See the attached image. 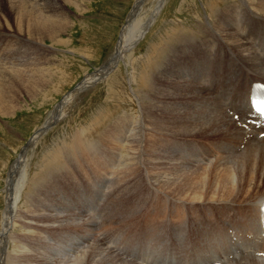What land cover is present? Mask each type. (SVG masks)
<instances>
[{"label": "bare ground", "instance_id": "obj_1", "mask_svg": "<svg viewBox=\"0 0 264 264\" xmlns=\"http://www.w3.org/2000/svg\"><path fill=\"white\" fill-rule=\"evenodd\" d=\"M84 1L0 0V37L6 40L4 46L0 42V112L3 115L10 114L13 105L8 99H16L18 91L22 94L34 91L37 93L34 97H37L42 91L39 87L52 83L45 74L44 44L48 40L53 44L65 43L63 34L69 31L72 22L67 9L82 10ZM234 2L226 1L214 16L212 14L208 28L198 19L192 33L172 35L164 44H155V77L152 76L155 78V138H148L143 145L141 138L144 135L139 134L136 125L126 122L119 124L117 121L111 128L98 133L97 139L93 134L96 129L82 128L72 136L69 144L62 142L45 153L48 155L44 154V161H41L48 170L40 174L41 179L33 178L29 184L27 182L28 190L25 191L29 149L53 123L58 122L74 95L95 84L99 74L109 72L124 59L128 49L145 35L165 5V0H156L152 16L144 19L135 33L139 28L137 18L147 0L135 1L115 49L104 64L64 95L12 164L7 180L9 188L6 187L9 190L5 197L7 207L0 229V264H139L126 261L116 245L108 246L116 256L105 248L112 231L115 232L109 227L104 232L102 228L98 231L106 237L101 233L92 242L86 239L81 232L87 234L91 229L86 227L87 220L80 215L87 216L90 212L104 217L109 214L110 219L127 216L131 214L129 203L140 199L138 193L150 190H158L177 200L171 208L174 210L173 206H176L179 214L186 211V208L181 211L180 201L217 204L219 216L214 210L211 215L218 218L209 220L208 228L199 234H193L196 237L190 239L191 251L184 252L179 247L176 264H264V233L259 222L260 203L264 200V124L250 122L247 117L251 82L264 80V2L260 0L257 4L254 0H245L246 13ZM234 101L236 108L233 110L226 104L233 105ZM238 108L241 113L237 112ZM231 125L238 127L237 139L243 148L231 143L225 135L231 131ZM205 134L211 135L207 138L222 135L224 139H219L224 142L221 144L219 140L216 144L212 141L202 147L189 143ZM141 151L150 163L155 161V170L147 178L154 183L150 187L142 176ZM188 156L200 157L194 164L181 162L192 160ZM218 156L224 158L225 164L216 160ZM52 176L59 179H51ZM108 184L106 199L103 193ZM22 195H25L24 205L29 206L30 210L27 206L25 210L31 213L30 218L43 220L45 224L39 233V243L24 242L16 237L10 255L8 249L14 236L11 230L16 219L19 220L18 204ZM75 196L81 199L68 203L67 198L75 199ZM102 200L106 203L98 211ZM229 208L233 209V214H229ZM160 211H157L155 222L163 218ZM145 215L137 213L136 223ZM184 225L178 224L173 229L184 231ZM159 229L161 226L156 225L157 233ZM85 244L88 245L85 247ZM70 255L72 258L65 259Z\"/></svg>", "mask_w": 264, "mask_h": 264}, {"label": "rangeland", "instance_id": "obj_2", "mask_svg": "<svg viewBox=\"0 0 264 264\" xmlns=\"http://www.w3.org/2000/svg\"><path fill=\"white\" fill-rule=\"evenodd\" d=\"M135 1L136 0H85L84 3H82V10L69 7L67 9V13L70 14L72 22L69 31L63 34L65 43L62 45L53 44L50 40H48L47 43L44 44L45 51L43 55V63L45 74L49 77L48 79H51L50 82L52 83L39 87V90L41 89L42 91H40V94L37 95V97H34V95L37 94L34 91H31V93L33 92L32 94H22L17 89L18 92L16 94V99H8L10 100V104L13 105L10 114L3 115L0 112V229L3 228L2 222L4 218V210L7 207L5 197L7 196V191L9 190L6 187L9 188L7 180L12 164H14L20 157L23 147L28 143L35 131L45 123L50 113L55 109L57 103L64 98V95L75 89L78 84L84 80L87 74L94 73L104 64L110 53L115 49V44H117L120 38L122 29ZM226 1L228 0H165L164 7H162L159 11L156 18L153 19V22L149 29L145 32V35L128 49L124 59L119 60L109 72L104 73L103 75L99 74L100 76L97 77L100 78L94 81L96 82L95 84L92 83L86 89L80 91V94L74 95L72 97V101L69 103L58 122L53 123V125L49 127L48 131L45 132L42 137H39L37 142L34 143L32 146L33 148L29 149V151H31L26 157L29 162L26 160L25 164V175L27 177H25L27 181H24L25 191L28 190L26 186L27 182L29 184L31 182L30 180L33 178L41 179V175L48 170L42 163L44 161L43 156L48 155L45 153H49L55 147L60 146V144L62 145V142L69 144L72 136H74V134L82 128H90L92 130L96 129L93 134H95V138L97 139L98 133H102L104 130L111 128L118 122L119 124H125L126 122L131 125H136L135 127L139 131V134L142 136L144 135L141 138L143 145H145L148 138H155V136H153L155 135V124L153 122L155 119V98H153L155 97V44H164L169 40L168 37L170 38L172 35L182 33L189 34V31L192 33L196 29L197 23L200 20L201 23H204V26L208 28L209 25L207 23L210 24L211 21L209 18H211L212 14L214 16V14H216L223 7V5H225ZM233 1L241 6L242 11L244 10L243 13H246L245 9L248 7L244 4L245 0ZM259 1L254 0L257 4ZM261 1L264 2V0ZM156 6V0H147V3L144 6L145 9L143 8L140 16L137 18L138 21H136V23H139V28H137L135 33L145 22L144 19H149L152 16ZM255 18H260V16L255 15ZM258 25L259 24L256 26L258 27ZM2 38L3 36L0 37V42H2L1 46H4L6 40ZM20 38L24 39L28 43L24 37ZM224 52H226L225 48ZM1 54H4V52H1ZM30 54L33 53L30 52ZM152 81L154 82L153 84ZM142 82L146 84H143ZM142 84L144 86H141ZM148 104H150V106L146 109ZM130 121H132V123ZM149 121L151 127L148 124ZM143 126L146 127L143 128ZM231 126V131L225 135L229 137L231 143L233 142V144H239L238 146L242 147L237 139L238 127L235 125ZM140 131H142V134ZM150 131H152L151 133L153 134H151ZM198 136L203 138H195V141H189V143H196L199 147L205 146V144L212 141L219 144L221 141L219 138L222 137L221 135L213 138H207L206 136H211L210 134ZM127 138H129V136ZM222 142L224 141H221V144ZM238 146H236V148ZM140 154H142L140 159L142 164V176H144V181H146V184L150 187V185H153L154 183L152 184V182L147 180V178L151 177L153 170H155V161L153 160V163H150L146 159L147 157L143 151H141ZM226 155H229V153L227 152ZM199 157L200 156H188V158H192V160L186 159V161L181 162H193L194 164V160ZM216 160L224 162L223 157L218 156ZM223 164H225V162ZM196 167L201 168L202 165H196ZM51 179H59V177L52 176ZM103 186L100 188L98 195L101 193ZM108 190L109 184L107 190L103 193V197L105 196L106 199L108 196V192L106 193V191ZM25 191L23 194H25ZM150 191L151 192L144 191L142 193H138V195H140V199L133 200L129 203L128 207L129 210H131V214H128L127 216L110 219L109 214L105 215L107 217H101L98 215L99 218L96 222L97 215H94L93 213L89 212V215L87 214V216L80 215L82 218L87 220L86 227L91 229L87 234L83 232L81 233L85 238L87 237L86 239H89L92 242L101 233L108 230L109 227L115 230V232L112 231L113 233L110 240L105 244V248L109 252L115 255L108 246L116 245L117 249L120 251L122 250L121 252L124 254L126 261H137L139 264H157V260L151 259L152 253L150 251L152 247L149 245L153 236L154 238L157 237V232L155 231L156 225L161 226V228L163 227V230H165V226L166 229L173 230V227L178 224H185V229L186 226L189 229H194L195 225L207 224L209 220L214 221L219 216L218 209L215 207L217 204L214 202H207L209 203L207 204L204 202L192 203L190 201H180L179 205L181 211L183 208H186V211H182L181 214H179L180 211L176 206H173L174 210L171 208L172 203H177V200L160 193L158 190ZM22 196L23 198H21L18 204L19 211L17 218L19 220L16 219L15 225L12 227L13 230H11V235L14 236L11 237V244L8 249V253L10 255L13 250L12 242H16V237L18 239H23L24 242L31 241L33 243H39V233L41 232L42 224H45L43 223V220L39 221L37 218H30L31 213L25 210V206L28 207L27 210H30L29 206L27 204L24 205L25 195ZM75 197V199L74 197L67 198L69 201L68 203L81 199V197ZM84 199L85 198L82 200ZM105 203L106 202L103 200L100 201V209L98 208V211H101V205L103 206ZM69 207L70 210L73 209L71 208V205ZM213 210L218 212L216 219H214V216L211 215ZM232 210L233 209H230L229 211L232 212ZM157 211L163 213V218L162 220L155 222ZM137 213L139 216L146 215L141 221L138 220L136 223L135 217L137 216ZM129 215H131L130 218ZM21 217L22 219H20ZM24 217H26V220ZM24 222L27 225H25ZM151 224L152 227H150ZM191 225L193 226L191 227ZM15 226L16 228L19 226V229H16ZM101 228L103 232H98ZM198 228L199 230L197 232L195 228L193 234H199L204 230L200 227ZM190 231L191 230L188 232ZM77 234V236L81 237L80 233ZM45 235H49V232ZM103 235L106 237V234L103 233ZM155 244H158L157 238H155ZM87 245L88 244H85V247ZM61 250H63V248ZM69 257H71V255L65 257V259ZM157 258L158 257H155V259ZM144 260H146V262L148 260V262L146 263ZM58 261L59 259L57 262ZM58 263H60V261ZM6 264L8 263L6 262Z\"/></svg>", "mask_w": 264, "mask_h": 264}]
</instances>
